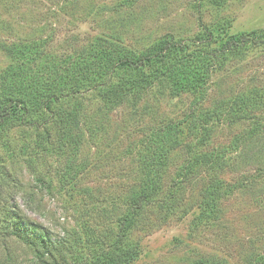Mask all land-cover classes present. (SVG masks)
Masks as SVG:
<instances>
[{
  "label": "rangeland",
  "instance_id": "1",
  "mask_svg": "<svg viewBox=\"0 0 264 264\" xmlns=\"http://www.w3.org/2000/svg\"><path fill=\"white\" fill-rule=\"evenodd\" d=\"M219 26L264 29V0H0V76L24 45L35 46L45 74L67 56L142 53L169 40L214 63L201 99L167 82L110 104L90 87L80 142L53 151L26 119L0 126V264H55L2 229L4 205L55 237L66 230L63 254L77 264L110 246L142 185L157 184L125 230L140 251L131 264H264V43L216 58L205 34ZM108 77L116 83L123 73ZM208 112L220 114L204 120ZM169 124L182 131L175 140Z\"/></svg>",
  "mask_w": 264,
  "mask_h": 264
},
{
  "label": "trees",
  "instance_id": "2",
  "mask_svg": "<svg viewBox=\"0 0 264 264\" xmlns=\"http://www.w3.org/2000/svg\"><path fill=\"white\" fill-rule=\"evenodd\" d=\"M228 28L215 27L205 34L206 38L209 37L210 44H217L212 49L216 58L219 52L222 55L232 50L245 49L258 41L264 43V29L231 33ZM34 48L33 45L21 47L17 61L9 65L0 76V126L7 125L13 119L28 120L30 125L41 132L40 145L49 151L66 147L68 143L80 142L78 135L75 136V130L83 110L81 95L90 87L97 89L98 96L110 104L130 96L140 99L148 87L159 84L163 88L167 82L173 84V88L178 91L195 95L200 93L197 96L201 99L202 89L208 82L207 73L214 64L208 65L206 57L201 58V55L190 49L186 43L169 40L159 41L142 53L113 47L111 50L102 49L99 56L94 55V58L90 59L80 53L67 56L69 59L63 69L45 65L48 71L45 68L43 71L50 73L45 74L37 65V56L33 52L37 50ZM120 72L123 73L122 80L110 82L108 76L113 74L116 77ZM46 75H51L52 79ZM242 102L239 107L249 101L245 99V102ZM33 114L36 117H32ZM217 114L208 112L204 120ZM54 127L58 129L56 135L52 133ZM166 132L168 138L175 140L182 131L179 130L178 124H169ZM216 161L214 157H209L210 163L218 164ZM151 163L154 165L155 161ZM161 164H165V161L161 160ZM140 189L139 194L132 199L133 206L125 215L116 239L110 246L101 248L92 258L83 259L77 264H131L137 260L140 253L138 244L127 239L125 230L135 223L138 212H142V208L148 203L147 200L158 195L161 190L158 184L145 187L142 185ZM169 200L173 203L164 201L167 210L173 209L176 192ZM204 202L208 214L215 203H212V199ZM2 210L5 214L2 229L11 228L13 235L37 250L41 261L52 259L55 264H68L65 259L67 254H63L64 247L68 252L69 246V239L65 236L66 230L63 235L55 237L49 229L25 218L16 206L4 205Z\"/></svg>",
  "mask_w": 264,
  "mask_h": 264
}]
</instances>
